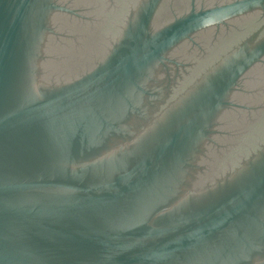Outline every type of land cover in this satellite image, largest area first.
<instances>
[{
	"label": "water",
	"instance_id": "obj_1",
	"mask_svg": "<svg viewBox=\"0 0 264 264\" xmlns=\"http://www.w3.org/2000/svg\"><path fill=\"white\" fill-rule=\"evenodd\" d=\"M0 264H264V0H0Z\"/></svg>",
	"mask_w": 264,
	"mask_h": 264
}]
</instances>
